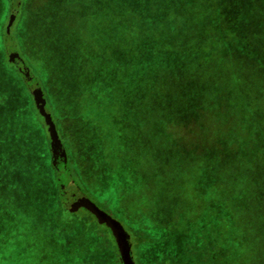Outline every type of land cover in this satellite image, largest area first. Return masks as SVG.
I'll use <instances>...</instances> for the list:
<instances>
[{
	"label": "rangeland",
	"instance_id": "rangeland-1",
	"mask_svg": "<svg viewBox=\"0 0 264 264\" xmlns=\"http://www.w3.org/2000/svg\"><path fill=\"white\" fill-rule=\"evenodd\" d=\"M81 1L84 0H14L11 4L9 0H0V264H123L110 227L80 204V188L99 208L109 214L116 212L124 226L144 225V219L139 218L143 212L136 214L135 210L146 209L151 218L166 216L167 208L157 206L152 212L149 211L150 204L147 206L148 201L139 192L140 183L125 193L119 186L120 179L125 175L129 179L144 175L140 174L141 169L134 162L136 150L126 140H130L136 132L155 131L150 119L146 120L149 125L142 128L137 126L136 113L143 112L146 117L151 115L156 125L158 121L153 116L158 118L176 113L182 97L191 95H197L204 102L215 103L219 99L224 102L219 109H214L212 103L211 108L205 110L206 115H217L215 111L222 113L227 107L229 110L228 84L224 80L230 78V73L223 72L224 67H220L217 59L210 60L208 69L214 71L209 74L202 70L200 73L198 69L199 77L196 80L200 81L195 84L193 77H185L184 82L177 81L184 75L179 69L157 74V78L149 82L151 89L155 87V93L147 96L144 104L139 98L140 107L136 104L138 97L132 95L129 98L126 90L111 95L103 91L88 93V89L94 85L103 87L102 81L106 83L107 80L115 81L116 88L119 87L116 82L120 79L119 83L132 87L135 77L127 73L129 63L124 76L118 70L119 64L116 70L110 63L104 66L105 61L112 59V54L102 45L101 39L103 23L107 19L102 20V13L94 12L95 1L91 2L90 14L84 15L86 9ZM217 1L228 3L227 0H144L141 4L149 6V13L154 17L169 12L168 15L175 17L179 26L183 18L180 14L188 10L187 5L194 4V15L200 17L211 4L212 11L217 10ZM229 2L237 6L236 16L243 20L251 19L249 24L254 33L264 34L263 0ZM118 18L112 15L108 22H116ZM228 30H231V26ZM92 34L98 38L99 44ZM163 56L166 60L167 55ZM176 61H170L169 68ZM150 62V59L142 60L143 65ZM245 66L250 67V62ZM91 69L102 72L95 84L90 77ZM185 73L187 76L188 73ZM169 75L170 84L165 86L164 81ZM35 89L42 92L35 95ZM217 91L219 94H214ZM38 102L45 103V111L50 113L52 119L50 124L41 113ZM187 102L184 99L183 106ZM174 116L177 118L178 114ZM222 123L228 127V133H241L238 120L231 113L223 114ZM258 124L261 130L258 132L259 139L248 145L259 141L257 145L264 149V140H261L264 134L263 120ZM49 128L55 132L54 135ZM60 143L65 145L69 156L64 157L71 168L69 172L52 169L60 162L57 153V149L61 148ZM177 145L180 143L161 141L157 146L160 157L158 154L150 158L144 155L142 160L153 164L161 162L165 170L169 159L173 158H170V148ZM233 146L240 149L246 143L235 142ZM260 157L264 161L263 150ZM183 158L186 163L191 160L188 156L172 159L173 163L177 160L179 165L174 164V172L182 170ZM243 158L244 163L249 160L246 155ZM123 163L126 166L121 165ZM196 163L194 160L190 171L191 168L192 171L197 169ZM250 163H245L246 170ZM261 167L263 175L260 182L256 179L254 190L245 188V196L242 195L244 201L241 200L240 206L248 216L244 218V226L249 223L252 211L261 212L260 220L264 226V163ZM56 173L67 181L66 188L73 198L69 204L61 196L60 188L54 186L58 181V177L53 180ZM253 174L246 172L243 179L253 183ZM71 179L77 181L80 188L73 185ZM176 181L179 182L178 178ZM185 181L182 177L179 184ZM223 188L225 192L229 191L228 185H223ZM254 194L256 199L252 196ZM88 213L93 217H89ZM132 227L131 234L136 229ZM132 237L131 241H140L133 234ZM261 237L254 240L255 246H258L254 248L258 255L256 264H264V236Z\"/></svg>",
	"mask_w": 264,
	"mask_h": 264
},
{
	"label": "trees",
	"instance_id": "trees-1",
	"mask_svg": "<svg viewBox=\"0 0 264 264\" xmlns=\"http://www.w3.org/2000/svg\"><path fill=\"white\" fill-rule=\"evenodd\" d=\"M13 1L9 0L11 4ZM92 1L96 2L94 12L102 13V20L107 19L103 23L101 39L102 45L112 54V59L105 61L104 66L110 63L116 70L119 64L118 70L124 76L129 63L127 73L133 74L135 84L132 87L122 85V82L119 83L120 79L116 82L118 88H122L119 90L115 81L107 80L106 83L102 81L103 87L94 85L95 89L93 86L88 89V93L103 91L106 95H111L126 90L129 98L132 95L138 97V105L139 98L144 104L146 97L155 93V87L151 89L149 82L157 78V74L179 69L184 75L177 78V81L184 82L185 77H193L195 84L200 81L196 80L199 70L200 73L202 70L207 74L214 71H209L208 68L215 59L220 62V67L223 65V72L230 73V78L224 80L228 84L229 110L228 107L224 108L222 113L217 110V115H206L205 110H209L213 102L200 101L197 95L194 97L191 94H187V98L182 97L181 106L176 107L178 112L165 117L153 116L158 121L156 125L151 115L146 117L143 112L136 113L137 126L142 128L149 125L147 121L150 119V125L155 131L143 134L136 132L130 140H126L136 150L134 162L141 169L140 174L144 175L131 179L125 175L120 179L119 186L125 193L140 183L139 192L144 194L147 206L150 204V212L157 206L169 211L165 210L166 216L151 218L148 210H135V213L143 212L139 218L145 221L144 225L130 226L132 229L136 228L132 234L140 240L132 239L135 264H256L258 255L256 256L254 248L258 246H255L254 240L264 236L261 212H250L252 221L250 223L249 219V223L244 226V218L248 216L240 202L244 201L245 188L254 190V181L257 179L260 182L263 175L261 166L264 161H261L260 153L264 149L257 145L259 141L248 144L259 139L258 132L261 130L258 123L261 120L264 123V81L260 82V79L264 80V34L254 33L249 24L251 19L243 20L236 16L237 6L232 5L229 0L228 3L217 1V10L212 11L213 6L209 5L208 11L200 17L194 15V4L187 5L188 10L180 14L183 18L180 19L179 26L176 18L168 15L169 12L151 16L149 6L141 4L144 0H84L81 1L86 9L84 15L90 14ZM112 15L119 16L116 22H108ZM230 26L233 34L228 30ZM2 36L5 37V34ZM92 36L99 44L98 38L94 34ZM163 52L167 55L166 60L163 59ZM146 59L151 62L143 65L142 60ZM175 60H178L174 62L176 64L169 68L171 65L168 63ZM249 62L250 67H246L245 64ZM90 72L95 84L102 72L95 69ZM185 72L188 73L187 76ZM168 78L164 81L165 86L170 84L171 76ZM214 94L219 93L217 91ZM184 99L189 101V108L187 104L183 106ZM155 100L152 102H156ZM222 104L224 102L219 99L213 103V108L219 109ZM140 105L141 103L137 107ZM226 112L238 120L240 127H235L241 129L240 134L228 133V127L222 123ZM175 114H178L177 118ZM261 140H264V134ZM161 141L180 143L170 148V158H191L188 163L183 158L181 171L172 170L173 166H179L177 160L173 163V158L169 159L165 170L161 162L153 164L142 160L144 155L150 158L158 154L160 157L157 146ZM235 142L246 143V146L237 149V146H233ZM60 147L57 149L60 162L55 164V168L52 166V169L69 172L71 168L64 159L68 156L65 145ZM32 155L35 156L33 153ZM245 155L249 158L247 161H251L247 170V166H244L247 161L243 162ZM194 160L197 161V169L192 171L191 168L190 171ZM48 167L51 168V165ZM246 172L249 175L254 173L251 177L254 179L251 180L253 183L243 179ZM182 177L186 181L179 184ZM56 178L58 181L54 186L60 188L64 201L71 203L73 198L66 188L67 181L57 176V173L53 180ZM177 178L179 182L176 181ZM72 184L79 187L77 181L73 180ZM223 185H228L229 191L225 192ZM81 190L83 189L80 188L79 196L84 195ZM191 190L194 191L189 194ZM177 193L180 194L176 195ZM252 196L254 199L257 197L255 194ZM110 213L118 219L116 212ZM146 213L149 215H145ZM130 227L129 224L125 226L129 233Z\"/></svg>",
	"mask_w": 264,
	"mask_h": 264
},
{
	"label": "water",
	"instance_id": "water-1",
	"mask_svg": "<svg viewBox=\"0 0 264 264\" xmlns=\"http://www.w3.org/2000/svg\"><path fill=\"white\" fill-rule=\"evenodd\" d=\"M40 89H35L34 93L37 95L38 93H41ZM41 113L46 117L47 123L50 124L51 115L50 113L45 111V103L38 102L37 103ZM51 126V125H50ZM50 131L52 128H49ZM54 133L55 132H52ZM61 145V143H60ZM80 204L87 208L90 212H92L100 222L105 223L110 227L112 230V233L117 241L121 260L123 264H135V261L133 259L132 255V241L130 234L127 232L125 226L115 217H113L108 212L104 211L103 209L99 208L93 201H91L87 196L82 195L80 196Z\"/></svg>",
	"mask_w": 264,
	"mask_h": 264
}]
</instances>
